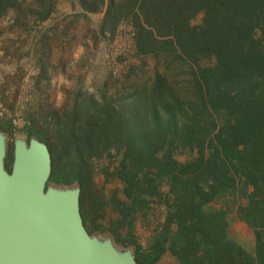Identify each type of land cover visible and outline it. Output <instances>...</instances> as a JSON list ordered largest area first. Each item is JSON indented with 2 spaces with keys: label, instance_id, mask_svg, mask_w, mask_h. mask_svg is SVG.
I'll use <instances>...</instances> for the list:
<instances>
[{
  "label": "trees",
  "instance_id": "16d2710c",
  "mask_svg": "<svg viewBox=\"0 0 264 264\" xmlns=\"http://www.w3.org/2000/svg\"><path fill=\"white\" fill-rule=\"evenodd\" d=\"M18 2L0 0V17ZM107 3L103 26L114 33L131 14L137 53L178 65L189 95L164 91L166 77L158 74L144 110L89 103L80 108L83 124L52 114L56 136L45 140L36 119L18 128L0 116V132L45 143L52 159L48 183L60 186H82L89 162L114 150L134 211L159 192L155 182L162 173L172 196L169 213L148 251L136 246L138 264H154L165 251L178 264H241L222 237L221 218L206 215L202 206L225 196L246 198L247 205H239L243 221L256 230L258 251L263 248L264 230L257 229L264 227V0ZM200 14V23L192 25ZM190 146L199 148V157L178 163L177 152ZM257 264L264 261L259 257Z\"/></svg>",
  "mask_w": 264,
  "mask_h": 264
},
{
  "label": "rangeland",
  "instance_id": "374dc122",
  "mask_svg": "<svg viewBox=\"0 0 264 264\" xmlns=\"http://www.w3.org/2000/svg\"><path fill=\"white\" fill-rule=\"evenodd\" d=\"M107 4V0H53L49 5L19 0L15 9L0 17L3 119H36L45 140V135L56 136L52 114L83 124L87 119L80 108L89 103L99 109L106 104L116 111L124 108L125 112L134 104L141 110L148 108L152 101L149 88L158 74L166 77L164 91L180 98L189 95L178 65L166 64L161 56L137 53L131 14L114 33L103 26ZM201 19L202 14L196 15L191 24H199ZM184 107L180 105V109ZM15 138L26 139L16 131L7 135L5 161L9 169ZM199 152L197 146L183 148L175 160L186 164L197 159ZM119 160L114 150H105L89 162L84 182L78 185L84 226L91 236L110 238L119 250L133 252L139 245L148 251L165 223L172 196L161 173L155 182L159 192L134 211L120 179ZM238 196L237 200L219 198L202 209L206 215L221 218L222 237L233 246V256L242 260L241 264H257L259 257L264 261V245L258 251L256 230L243 221L240 211L239 205L246 206L247 200ZM154 264L178 262L165 251Z\"/></svg>",
  "mask_w": 264,
  "mask_h": 264
},
{
  "label": "water",
  "instance_id": "95a60500",
  "mask_svg": "<svg viewBox=\"0 0 264 264\" xmlns=\"http://www.w3.org/2000/svg\"><path fill=\"white\" fill-rule=\"evenodd\" d=\"M7 135L0 132V264H138L130 249L91 236L78 185L49 184L48 146L15 138L10 171Z\"/></svg>",
  "mask_w": 264,
  "mask_h": 264
},
{
  "label": "built area",
  "instance_id": "2783aa9c",
  "mask_svg": "<svg viewBox=\"0 0 264 264\" xmlns=\"http://www.w3.org/2000/svg\"><path fill=\"white\" fill-rule=\"evenodd\" d=\"M12 124H13L15 127L20 128V127L24 126L26 123H25V121H24L23 119H13V120H12Z\"/></svg>",
  "mask_w": 264,
  "mask_h": 264
}]
</instances>
